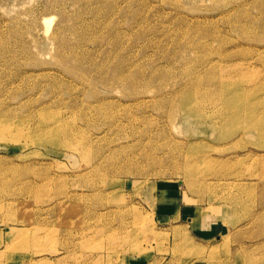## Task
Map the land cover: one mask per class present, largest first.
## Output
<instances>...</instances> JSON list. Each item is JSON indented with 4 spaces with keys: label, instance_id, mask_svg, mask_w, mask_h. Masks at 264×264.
I'll return each instance as SVG.
<instances>
[{
    "label": "rangeland",
    "instance_id": "1",
    "mask_svg": "<svg viewBox=\"0 0 264 264\" xmlns=\"http://www.w3.org/2000/svg\"><path fill=\"white\" fill-rule=\"evenodd\" d=\"M0 119V264H264V0H0Z\"/></svg>",
    "mask_w": 264,
    "mask_h": 264
},
{
    "label": "bare ground",
    "instance_id": "2",
    "mask_svg": "<svg viewBox=\"0 0 264 264\" xmlns=\"http://www.w3.org/2000/svg\"><path fill=\"white\" fill-rule=\"evenodd\" d=\"M219 87H220V85H219ZM223 93H224L223 91H220V94H223ZM226 100L227 101H231V99H226ZM183 104L185 106L187 105V103H185L184 101L180 102V104L177 101V105H180L183 109H185V106ZM188 118H191V121H192L193 116H191V114H189V113L186 112V115L183 116V119L185 121H187ZM10 124L11 123H9V122L0 121V135H9L8 138L10 136H11V138L12 137L20 138L22 136V131L21 130H17V129L15 131H13V129L10 127ZM189 163L191 164V162H189Z\"/></svg>",
    "mask_w": 264,
    "mask_h": 264
}]
</instances>
